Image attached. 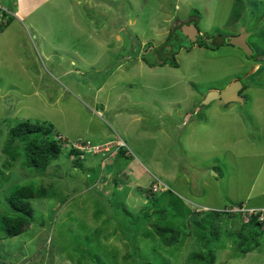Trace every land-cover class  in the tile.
<instances>
[{"label":"rangeland","instance_id":"obj_1","mask_svg":"<svg viewBox=\"0 0 264 264\" xmlns=\"http://www.w3.org/2000/svg\"><path fill=\"white\" fill-rule=\"evenodd\" d=\"M0 6V264H264V240L252 252L237 249L241 224L259 210L264 221V0ZM178 23L196 24L199 40L179 50L178 66L172 58L161 66L153 50L174 30L172 46L183 40ZM246 30L253 57L220 44ZM237 79L245 104L215 100L192 117L207 94ZM27 119L88 129L81 141L59 131L63 152L47 171L59 178L38 177L3 154L9 130ZM74 144L87 149L78 169L65 156ZM121 145L128 155L115 184L104 170ZM41 184L48 197L29 200L31 222L6 238L10 195ZM229 208L241 217L217 214ZM155 225L179 230L178 242L166 246ZM198 254L203 261L191 260Z\"/></svg>","mask_w":264,"mask_h":264},{"label":"trees","instance_id":"obj_2","mask_svg":"<svg viewBox=\"0 0 264 264\" xmlns=\"http://www.w3.org/2000/svg\"><path fill=\"white\" fill-rule=\"evenodd\" d=\"M194 25L196 26V29L199 32L198 37L195 42V44H197L199 40L200 30L196 24ZM174 27L178 31H182L183 34L185 33L184 28L186 26L182 27L181 24L178 23ZM174 34H175V30L173 33L171 32L169 34V36L165 40V43L162 45L163 47L161 46L162 49L159 46L158 49L153 50L161 66L168 64L169 58H172L173 60L172 64L174 66L175 65L178 66V63H176L174 57H176L179 50L184 47V44L185 46H188L186 44L187 40L185 38V34L183 35V40L180 41V43L175 42L176 43L175 46H172L171 42L173 38L175 37ZM239 34L240 33H236L232 35H239ZM226 42H227L226 39H222L220 44L222 45V44H225ZM195 44H193L192 46H194ZM199 46L205 47L204 45H199ZM212 48L214 49L215 47H212ZM252 55L251 57H253ZM257 63H260V61L257 60ZM263 68L264 67L258 68V72L263 70ZM243 89H245L244 86H243ZM204 106L206 105L200 102L198 111H192L193 113L192 117H194L195 115H197L198 117H201V109ZM56 129L57 128H55L54 124L46 120L44 121L38 120V122H33L32 120L27 119V120L20 121L16 126L12 127L9 130L8 139L6 141L5 146H3L2 152L6 158L7 157L9 158L10 162L12 161L18 162L23 167L34 169L38 177L44 178L46 176H49V178H59V175L56 176V169L53 174L48 175L47 173L48 170L50 171L52 169L50 167L55 162L58 161L59 155L63 152V142L61 141L60 138H58L59 131H57ZM78 141H81V140H78ZM84 143L87 145H90L89 142L84 141ZM117 152H118L117 155L114 157V161L116 163L114 162L113 164H109L107 166V170H104L105 173H111V175H113L112 180L115 182V184L117 183V180H118L116 176V170H115L116 166L117 164L125 161L126 156L128 155V151L124 150L122 145L117 147ZM84 154H85V150H82L72 145L70 146L69 151L65 153V156H67L66 158L67 160H69V158L74 156L75 159L73 163L71 162L72 168L78 169V163H76V160H77L76 158L79 157L82 159V155ZM106 159L108 158L106 157L104 159L103 165L107 162ZM101 161H103V159ZM211 170H215V168H212ZM104 177H106V175ZM50 187L54 188V185L50 184ZM98 191H97V194L99 193L102 196L104 195L103 190H101L99 187H98ZM48 194H49L48 188H46L45 186H42V184L36 185V186L34 185L22 186L12 192V194L9 197V205H10L12 214H8L3 217V220L6 224V230H5L6 238L18 237L24 232L25 228L31 222L33 208L29 200L35 199V198H47ZM153 203L154 202L151 201V205ZM243 205L244 204L241 201V202L235 203L233 206L234 208H238V207L241 208ZM229 209L230 210L219 211L217 212V214L224 215V216L226 215L227 220H233V219L241 217L240 213H237L236 211H231L233 210V208L232 209L229 208ZM259 211L256 213H253L249 221L244 222V223L241 222L242 223L241 228H240V231L238 232L239 237H238V248L237 249L242 253L254 251V249L257 248L261 244V242L264 240V229H263L264 221L258 220V217L261 214V212ZM165 214H166V211H163L162 213H160L161 220H166L167 217ZM128 215L130 219L136 216L135 213L132 214V217L130 214ZM138 228L139 226L137 224L133 225V230L138 229ZM154 231L157 234V236L160 237V239L163 241V243L166 246H172L176 244L179 240L180 231L177 230L176 228H173L170 226L155 225ZM213 233H218V232L217 230L212 229L209 236L206 238L207 243L212 241ZM204 258H205L204 255L198 254V255H193L191 260L203 261ZM212 262H213V258L211 257L209 258V263L212 264Z\"/></svg>","mask_w":264,"mask_h":264},{"label":"water","instance_id":"obj_3","mask_svg":"<svg viewBox=\"0 0 264 264\" xmlns=\"http://www.w3.org/2000/svg\"><path fill=\"white\" fill-rule=\"evenodd\" d=\"M185 38L187 40L186 44L188 46L195 44L196 39L198 37V30L195 25H188L185 28ZM248 33L241 32L239 35L231 36L227 39V42L241 48L248 55L253 54V50L250 47L248 41ZM243 83L241 80H236L230 83L225 89L221 91H211L202 101V104L208 105L215 100H221L224 104L230 103H240L244 104V97L241 95V90L243 89Z\"/></svg>","mask_w":264,"mask_h":264},{"label":"crops","instance_id":"obj_4","mask_svg":"<svg viewBox=\"0 0 264 264\" xmlns=\"http://www.w3.org/2000/svg\"><path fill=\"white\" fill-rule=\"evenodd\" d=\"M12 25V24H11ZM256 64H258L259 65V63H256ZM259 67V66H258ZM216 103H223L222 101L221 102H216ZM230 105H235L234 103L233 104H230ZM230 105H228V106H230ZM222 108L224 109L225 108V106L223 105L222 106ZM89 119V118H88ZM88 121V120H87ZM50 122V121H49ZM52 123H54V126L55 127H57V128H59V130L58 131H61L63 134L65 133V132H70V131H68V128H66L65 127V125H63V124H61V123H59V122H57L56 120L54 121V122H52ZM86 130V131H85ZM85 130H82V131H80V132H78V133H74V132H70V133H72V134H74V138L76 139V141H78V140H81V139H83L81 136H85V135H87V131H88V129H85ZM65 131V132H64ZM60 132V133H61ZM61 133V134H62ZM262 194V193H261Z\"/></svg>","mask_w":264,"mask_h":264},{"label":"clouds","instance_id":"obj_5","mask_svg":"<svg viewBox=\"0 0 264 264\" xmlns=\"http://www.w3.org/2000/svg\"><path fill=\"white\" fill-rule=\"evenodd\" d=\"M1 7V6H0ZM245 32V31H244ZM246 33H248V32H246ZM232 36H236V35H232ZM248 36H249V33H248ZM230 38V37H229ZM226 41H227V39H226ZM237 80H239V79H237ZM236 81V80H235ZM234 82V81H233ZM232 83V82H231ZM244 89H242L241 90V93H242V91H243ZM242 96H243V94H241ZM244 97V96H243ZM244 100H245V97H244ZM224 104V103H223ZM230 104H233V103H230ZM230 104H224V105H226V106H228V105H230ZM235 104V103H234ZM244 104H245V102H244ZM77 144V143H76ZM83 144V143H82ZM72 146V145H71ZM74 146H75V144H74ZM86 145H82V147H85ZM75 147H77V146H75ZM82 147L80 148V149H82ZM79 148V147H78ZM82 150H86V149H82Z\"/></svg>","mask_w":264,"mask_h":264},{"label":"flooded vegetation","instance_id":"obj_6","mask_svg":"<svg viewBox=\"0 0 264 264\" xmlns=\"http://www.w3.org/2000/svg\"><path fill=\"white\" fill-rule=\"evenodd\" d=\"M245 32H247V31H245ZM247 39H248V38H247ZM242 92H243V91H242ZM240 93H241V92H240ZM241 94H242V93H241ZM203 100H204V99H203ZM203 100H202V101H203ZM211 103H212V102H211Z\"/></svg>","mask_w":264,"mask_h":264},{"label":"bare ground","instance_id":"obj_7","mask_svg":"<svg viewBox=\"0 0 264 264\" xmlns=\"http://www.w3.org/2000/svg\"><path fill=\"white\" fill-rule=\"evenodd\" d=\"M175 37H177V36H175ZM86 151H87V149L85 150V153H86Z\"/></svg>","mask_w":264,"mask_h":264},{"label":"built area","instance_id":"obj_8","mask_svg":"<svg viewBox=\"0 0 264 264\" xmlns=\"http://www.w3.org/2000/svg\"><path fill=\"white\" fill-rule=\"evenodd\" d=\"M85 147H87V146H85Z\"/></svg>","mask_w":264,"mask_h":264}]
</instances>
